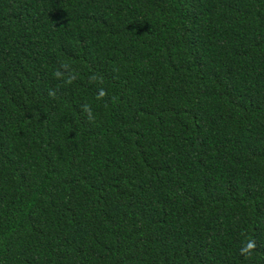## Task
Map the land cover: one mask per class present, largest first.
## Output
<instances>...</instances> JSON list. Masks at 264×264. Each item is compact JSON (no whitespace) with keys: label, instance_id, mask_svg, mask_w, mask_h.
I'll return each instance as SVG.
<instances>
[{"label":"trees","instance_id":"16d2710c","mask_svg":"<svg viewBox=\"0 0 264 264\" xmlns=\"http://www.w3.org/2000/svg\"><path fill=\"white\" fill-rule=\"evenodd\" d=\"M0 264H264V0H0Z\"/></svg>","mask_w":264,"mask_h":264},{"label":"clouds","instance_id":"9594fccd","mask_svg":"<svg viewBox=\"0 0 264 264\" xmlns=\"http://www.w3.org/2000/svg\"><path fill=\"white\" fill-rule=\"evenodd\" d=\"M255 247H256L255 242L249 241L246 247L242 249V254L250 255L251 254L250 250L254 249Z\"/></svg>","mask_w":264,"mask_h":264}]
</instances>
